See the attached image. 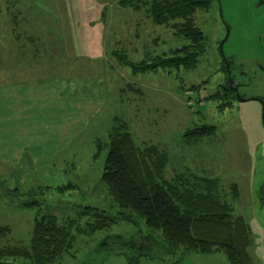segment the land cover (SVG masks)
<instances>
[{
  "label": "rangeland",
  "instance_id": "1",
  "mask_svg": "<svg viewBox=\"0 0 264 264\" xmlns=\"http://www.w3.org/2000/svg\"><path fill=\"white\" fill-rule=\"evenodd\" d=\"M117 1L0 0V224L11 228L0 244H26L39 214L76 226L91 220L81 213L88 205L116 214L100 177L106 150L96 151L120 118L138 144L165 150L166 180L185 174L184 186L210 189L248 221L252 264H264V1L214 0L195 17L207 39L197 65L145 71L119 55L149 63L180 43L144 8ZM226 57L246 100L219 106L210 94L225 82ZM204 124L214 128L189 133ZM143 226L115 217L78 233L71 252L50 264H128L106 241L116 246L115 234ZM139 264L231 263L222 251L177 250Z\"/></svg>",
  "mask_w": 264,
  "mask_h": 264
},
{
  "label": "trees",
  "instance_id": "2",
  "mask_svg": "<svg viewBox=\"0 0 264 264\" xmlns=\"http://www.w3.org/2000/svg\"><path fill=\"white\" fill-rule=\"evenodd\" d=\"M117 2L133 10L144 8L153 24L170 28L180 43L171 48V54L156 55L149 63L143 61L142 64H134L120 54L123 61L138 71L197 65L200 55L207 49V39L196 24L195 17L198 12L208 10L214 0ZM221 69L225 72V82L210 97L218 98L221 101L219 106H225L231 103L229 97L235 96L229 82L232 76L227 74L231 70L228 57L222 60ZM234 85L238 86L236 83ZM226 96L229 100H226ZM118 120L110 127L105 146L99 142L96 151L106 150L100 177L111 201L118 208L116 214H101L96 207L85 206L86 210L81 213L92 218L83 226H76L73 219L59 221L53 213L39 214L33 219L26 244H0V264H21L17 262L18 259L28 264H50L71 252L78 233L90 235L107 228L114 223L115 217L132 224L140 221L144 225L131 235L115 234L116 246L106 241V248L124 254L128 264H139L143 257H160L161 254H172L177 250L202 253L222 251L231 264H252L248 221L240 214L234 215L233 208L214 197L210 189L201 194L184 186L181 179L185 174H175L171 182L166 180L164 170L168 156L165 150H159L154 145L138 144L127 128L126 120ZM213 128V125L204 124L192 128L189 133L200 137ZM181 184L182 188L179 187ZM234 192L237 194V189ZM10 231L9 225L0 224V239L8 236Z\"/></svg>",
  "mask_w": 264,
  "mask_h": 264
},
{
  "label": "water",
  "instance_id": "3",
  "mask_svg": "<svg viewBox=\"0 0 264 264\" xmlns=\"http://www.w3.org/2000/svg\"><path fill=\"white\" fill-rule=\"evenodd\" d=\"M264 0H260V2H263ZM226 38V37H225ZM224 38V39H225ZM224 39L223 40H221L220 41V43H219V48L220 49H222V44H223V41H224ZM225 60H226V58H225ZM228 63H227V61H226V65H227ZM229 72V71H228ZM229 74V73H228ZM232 78H230V80H229V82H230V87H231V89L235 92V98L236 99H238V100H240V101H243V100H246V98L245 97H243V96H241L239 93H238V86L237 85H232ZM261 100V99H260ZM262 101V100H261Z\"/></svg>",
  "mask_w": 264,
  "mask_h": 264
},
{
  "label": "flooded vegetation",
  "instance_id": "4",
  "mask_svg": "<svg viewBox=\"0 0 264 264\" xmlns=\"http://www.w3.org/2000/svg\"><path fill=\"white\" fill-rule=\"evenodd\" d=\"M233 91V90H232ZM234 95H235V92L233 91Z\"/></svg>",
  "mask_w": 264,
  "mask_h": 264
}]
</instances>
